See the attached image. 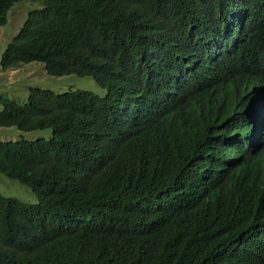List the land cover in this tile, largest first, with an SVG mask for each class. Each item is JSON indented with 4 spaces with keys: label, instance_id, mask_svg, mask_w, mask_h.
<instances>
[{
    "label": "trees",
    "instance_id": "trees-1",
    "mask_svg": "<svg viewBox=\"0 0 264 264\" xmlns=\"http://www.w3.org/2000/svg\"><path fill=\"white\" fill-rule=\"evenodd\" d=\"M0 0V27L13 7ZM0 60L93 92L1 98L0 264H264V0H44Z\"/></svg>",
    "mask_w": 264,
    "mask_h": 264
},
{
    "label": "rangeland",
    "instance_id": "rangeland-1",
    "mask_svg": "<svg viewBox=\"0 0 264 264\" xmlns=\"http://www.w3.org/2000/svg\"><path fill=\"white\" fill-rule=\"evenodd\" d=\"M44 4V0H28L18 3L13 7L9 14L8 24L0 27V60L8 44L20 32L29 12L42 8ZM30 87H41L53 90L55 93H64L70 90H85L101 97L106 96L110 91L115 93V82L111 83L108 88L103 89L91 77L80 78L74 75L53 77L48 75L45 66L38 62L21 65L6 72L0 70V99L10 98L19 102H25L28 99ZM124 101L125 99L120 100L122 104H124ZM2 109L3 106L0 103V111ZM51 136L52 131L49 129L22 132L16 127L0 128V141L2 142H16L22 139L34 141L42 138L49 139ZM0 194L19 199L26 203L38 201L37 197L28 187L2 174H0Z\"/></svg>",
    "mask_w": 264,
    "mask_h": 264
},
{
    "label": "clouds",
    "instance_id": "clouds-1",
    "mask_svg": "<svg viewBox=\"0 0 264 264\" xmlns=\"http://www.w3.org/2000/svg\"><path fill=\"white\" fill-rule=\"evenodd\" d=\"M109 85L106 84L105 86H99V87L106 89L109 87ZM117 96H118V98H117ZM99 97H100V99H110L114 103L117 110L123 109L122 107L124 106V104H122L120 102L121 99H125L124 103L128 102V100H129V97L127 96V94L120 91V86H119V83L117 81H115V93L110 91L106 96H104V97L99 96Z\"/></svg>",
    "mask_w": 264,
    "mask_h": 264
}]
</instances>
